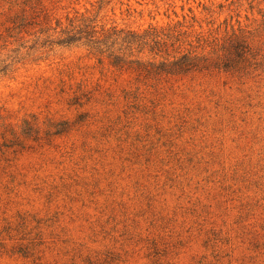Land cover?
<instances>
[{"label": "rangeland", "instance_id": "1", "mask_svg": "<svg viewBox=\"0 0 264 264\" xmlns=\"http://www.w3.org/2000/svg\"><path fill=\"white\" fill-rule=\"evenodd\" d=\"M81 15L238 20L261 64L143 85L57 42ZM0 59V264H264V0H0Z\"/></svg>", "mask_w": 264, "mask_h": 264}, {"label": "trees", "instance_id": "2", "mask_svg": "<svg viewBox=\"0 0 264 264\" xmlns=\"http://www.w3.org/2000/svg\"><path fill=\"white\" fill-rule=\"evenodd\" d=\"M217 7V13H220L224 5L218 4ZM202 11L211 16L207 6L202 5ZM190 20L186 24L184 21L149 24L142 29H105L98 28L94 18L81 15L60 30L57 42L65 45L77 43L98 63L106 61L114 70L128 72L136 81L150 86L193 73L247 72L261 64L258 56L262 55L238 20L233 24L224 19L216 24L213 19L203 22L195 15ZM8 67L9 64L0 59V75H5ZM138 89L136 87L134 97ZM60 131L57 128L56 132ZM20 132L30 137L37 130L24 121ZM8 143L10 141L3 145L17 144Z\"/></svg>", "mask_w": 264, "mask_h": 264}]
</instances>
